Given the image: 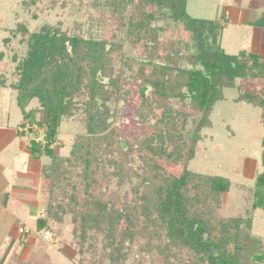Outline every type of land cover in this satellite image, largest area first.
Instances as JSON below:
<instances>
[{"label":"trees","instance_id":"16d2710c","mask_svg":"<svg viewBox=\"0 0 264 264\" xmlns=\"http://www.w3.org/2000/svg\"><path fill=\"white\" fill-rule=\"evenodd\" d=\"M94 8L98 33L80 22L64 31L50 23L35 32L23 23L11 29L25 51L13 58L8 86L0 52V86L16 92L21 126L42 130V140L27 148L33 159H48L41 169L47 203L35 234L73 226L80 263L85 257L95 264L264 262V240L252 234L253 211L264 210V170L254 187L242 188L241 213L224 217L219 210L230 181L184 166L202 131L212 128L225 89L237 90L234 102L258 108L264 127V57L248 48L225 53L222 25L190 17L186 0H97ZM252 82L262 86L247 88ZM136 83L151 95L138 92L135 123L152 130L126 138L112 121ZM33 99L39 120L26 110ZM71 119L83 132L61 156L59 129ZM261 146L264 168V136ZM178 167L180 175L170 170ZM13 257L6 264H53L44 244H34L25 260Z\"/></svg>","mask_w":264,"mask_h":264},{"label":"rangeland","instance_id":"374dc122","mask_svg":"<svg viewBox=\"0 0 264 264\" xmlns=\"http://www.w3.org/2000/svg\"><path fill=\"white\" fill-rule=\"evenodd\" d=\"M21 1L0 0V51H3L5 60L9 65L4 74L7 86L13 83L11 74L15 71L16 66L13 58L21 59L25 51V45L20 44L18 38L9 34V31L15 29L18 23L25 24L28 32L37 31L45 23L53 24L64 31L70 28L74 22L82 23L84 31L90 28L94 33L99 32L92 24L93 18L98 17L97 9L94 8V3L97 0H33V2L24 0L30 1L28 5L22 4ZM62 2L66 3L64 7L61 6ZM241 2L245 6L253 2L255 10L264 14V0H242ZM225 5L222 0H186V12L192 18L213 20L222 25L220 46L225 53L232 55L244 48L251 49L253 30L228 21V8ZM3 37H10V42L4 43ZM258 43L255 42L259 46L260 53L262 50L264 51V45ZM128 86L132 90V97L127 102H119L112 127L124 137L131 138L135 132L152 130L151 126L136 124L134 117L138 92L144 89V93L150 96L151 89L148 88L146 91L142 83ZM259 86H262L259 82H252L246 87ZM14 93L16 94L15 91ZM237 95L236 89L224 90L226 100L217 102L210 116L212 128L202 131L203 139L198 144L194 158L186 160L184 165L190 171L223 176L230 181V191L222 196L219 210V215L224 217L237 216L241 213L244 208L242 188L254 187L256 177L264 170L261 163V140L264 136V127L259 120L260 110L249 104L234 102ZM9 102V107L5 110L7 112H2L1 117L3 118V115L6 114L10 124L14 122L12 127H15V122L21 121L22 116L15 101L10 100ZM26 110L30 112V115H34L37 120L41 118L36 99L30 102ZM35 129L36 126L33 127L32 137L42 138V130ZM82 132L83 130L77 121L73 119L63 121L58 134L57 154L67 156L71 148L72 138ZM29 137L26 135V140ZM41 160L42 163L48 162L46 157H42ZM170 170L177 175L182 172L180 167ZM42 181L45 188L39 193L42 198L41 202L27 207V216L23 223L27 226L34 224L35 215L39 208L42 210L46 208L47 181L43 179ZM252 217V234L264 240V210L255 209ZM72 229L73 226H66L57 234L42 231L36 235L29 232L28 235L31 237L21 247H19L21 238L17 240L18 248L12 255L11 253L6 254L5 250L0 253V264H6L13 256L15 259L25 260L34 244H44L48 247V253L53 264H95L94 259L87 257L83 258L82 263H80L77 246L71 236ZM9 242L11 245V239ZM3 248L2 245L1 249ZM259 264H264V262Z\"/></svg>","mask_w":264,"mask_h":264},{"label":"crops","instance_id":"0c3cea01","mask_svg":"<svg viewBox=\"0 0 264 264\" xmlns=\"http://www.w3.org/2000/svg\"><path fill=\"white\" fill-rule=\"evenodd\" d=\"M223 1L228 8V21L252 29L250 50L264 57V51L259 53V46L255 44L259 42L258 44L264 45V14L255 10L253 2L248 4L250 6H245L241 4L242 0ZM15 96L10 88L0 86V249L2 245L4 246L0 253L5 250L8 255L16 251V242L22 239L23 234L26 232L35 234L36 219L41 217L45 210L39 208L33 225L27 226L23 223L27 216V207L41 202L39 193L45 188L42 179L47 181L41 174L42 166L45 164L42 163V158L33 159L27 148L31 140L41 141L42 138L32 137V131L26 126H21L23 119L15 122L16 126L12 127L14 122L10 124L6 114L3 113L7 117L4 115L1 117L2 112L8 109L10 100L16 104ZM26 135L30 136L27 140ZM21 228L25 230L24 233L19 231ZM30 237L28 236V239ZM9 239L12 241L11 245Z\"/></svg>","mask_w":264,"mask_h":264},{"label":"water","instance_id":"95a60500","mask_svg":"<svg viewBox=\"0 0 264 264\" xmlns=\"http://www.w3.org/2000/svg\"><path fill=\"white\" fill-rule=\"evenodd\" d=\"M144 89H141L140 90V95H141V97H143L144 96V91H143Z\"/></svg>","mask_w":264,"mask_h":264},{"label":"built area","instance_id":"2783aa9c","mask_svg":"<svg viewBox=\"0 0 264 264\" xmlns=\"http://www.w3.org/2000/svg\"><path fill=\"white\" fill-rule=\"evenodd\" d=\"M20 232H24L25 230L23 228L19 229Z\"/></svg>","mask_w":264,"mask_h":264}]
</instances>
